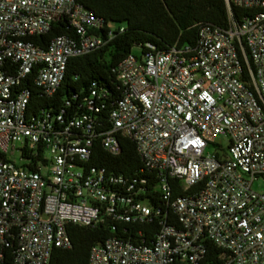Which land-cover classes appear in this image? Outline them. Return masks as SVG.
Instances as JSON below:
<instances>
[{
	"label": "built area",
	"instance_id": "built-area-1",
	"mask_svg": "<svg viewBox=\"0 0 264 264\" xmlns=\"http://www.w3.org/2000/svg\"><path fill=\"white\" fill-rule=\"evenodd\" d=\"M225 2L228 25L202 24L195 45L128 54L113 103L94 81L77 108L36 111L33 87L54 95L69 60L114 34L79 0H0V260L50 264L55 247H72L70 225L108 222L136 237H108L88 264H204L208 243L223 264H264V190L253 188L264 180V0ZM233 6L251 12L238 21ZM59 21L73 33L30 39ZM123 137L140 173L92 163L95 142L117 156ZM154 220L148 241L142 224Z\"/></svg>",
	"mask_w": 264,
	"mask_h": 264
},
{
	"label": "trees",
	"instance_id": "trees-1",
	"mask_svg": "<svg viewBox=\"0 0 264 264\" xmlns=\"http://www.w3.org/2000/svg\"><path fill=\"white\" fill-rule=\"evenodd\" d=\"M91 9L97 16L104 19L107 29L113 31V37L102 48L88 54L72 57L69 60L65 77L56 91L47 97L38 88L33 87L31 108L54 109L58 111L66 100H71L75 108L88 94L92 82L104 86L110 91V102L119 96L118 65L131 52L134 46H139L140 52L148 50L146 44L155 46L156 50H167L172 46L195 45L198 40V30L202 24L210 23L226 27L229 22L228 7L225 0H79ZM234 17L240 21L251 10L233 6ZM67 21L55 23L46 35H34L31 40L39 45H46L53 37L61 34H72ZM84 107L78 109L83 110ZM95 160L93 164L106 166L113 172L127 176L140 173L142 160L137 153L134 142L121 138V153L113 156L105 151L99 142L94 143ZM0 155L3 154L0 152ZM144 175V174H143ZM147 189L151 187L147 186ZM143 232L148 241L154 240L159 228L157 221L142 224ZM69 233L72 247L64 249L55 247L50 264H88L90 251L98 243L110 236L127 239L136 237L130 224H124L119 229L112 230L111 225L101 223L92 228L81 225H70ZM222 250L212 243L207 245L204 264H223ZM0 264H14L11 252L0 260Z\"/></svg>",
	"mask_w": 264,
	"mask_h": 264
},
{
	"label": "rangeland",
	"instance_id": "rangeland-1",
	"mask_svg": "<svg viewBox=\"0 0 264 264\" xmlns=\"http://www.w3.org/2000/svg\"><path fill=\"white\" fill-rule=\"evenodd\" d=\"M133 52L136 53V54H139L140 53V48L139 46H134L133 47ZM217 141H219V143H221L224 147H226L228 145V138L225 137V136H219L217 138ZM209 151H214V146L210 147L208 149ZM8 158L12 161H16L17 163H20L21 162V153L20 151H9L8 152ZM253 188L255 190H258V191H262L264 190V180L263 179H258L256 180L254 183H253Z\"/></svg>",
	"mask_w": 264,
	"mask_h": 264
}]
</instances>
